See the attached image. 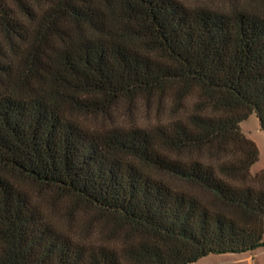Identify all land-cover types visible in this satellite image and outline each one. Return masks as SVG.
Masks as SVG:
<instances>
[{
    "label": "trees",
    "instance_id": "1",
    "mask_svg": "<svg viewBox=\"0 0 264 264\" xmlns=\"http://www.w3.org/2000/svg\"><path fill=\"white\" fill-rule=\"evenodd\" d=\"M253 113L264 0H0V264L254 251Z\"/></svg>",
    "mask_w": 264,
    "mask_h": 264
},
{
    "label": "rangeland",
    "instance_id": "2",
    "mask_svg": "<svg viewBox=\"0 0 264 264\" xmlns=\"http://www.w3.org/2000/svg\"><path fill=\"white\" fill-rule=\"evenodd\" d=\"M129 114L138 124H151L155 121V114L152 111L143 109L134 110ZM117 116V115H116ZM117 122L124 123L126 118L121 117ZM242 133L251 140L258 150V161L251 167V174L255 175L264 171V131L260 129L256 115L251 114L240 124ZM263 245L252 252L241 254H210L191 264H264V224H263Z\"/></svg>",
    "mask_w": 264,
    "mask_h": 264
}]
</instances>
